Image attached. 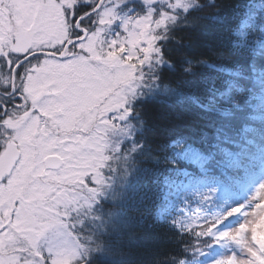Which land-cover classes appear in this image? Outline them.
I'll return each instance as SVG.
<instances>
[{
  "label": "rangeland",
  "instance_id": "rangeland-1",
  "mask_svg": "<svg viewBox=\"0 0 264 264\" xmlns=\"http://www.w3.org/2000/svg\"><path fill=\"white\" fill-rule=\"evenodd\" d=\"M97 2L84 24L86 33L70 41L66 26H70L71 11L63 8L61 0H45L37 45L60 50L65 44V59L61 58L62 54L39 59L37 70H42V74L29 79L26 91L34 96L37 89L32 85L34 82L39 83V90L46 89L48 99L39 105L41 113L52 114L54 123L65 129V187L61 186L57 194L54 192V198L46 201L41 197L46 198L49 190L40 188L35 194L30 192L26 198L29 202L22 203L20 218L22 254L13 260H0V264H85L87 250L72 231L83 225L87 211L107 191L111 153L125 143L132 145L134 109L141 98L147 97L149 89L155 87L154 74L163 65V56L161 52L158 61L150 65L154 22L147 12L153 8L159 17L161 11L157 13V7L168 9L172 0H154L152 4L151 0ZM40 4V0H0V18L34 20ZM43 35H46L43 40L49 38L54 42H40ZM3 40L0 30V44ZM43 78L45 84H40ZM41 136H46L45 130ZM43 149L46 153H42L40 160L55 154L52 141ZM194 193L200 199L198 208L206 207L215 215L214 219L228 218L226 222L220 221L221 225L207 229L201 237L203 263L261 264L264 178L247 197L231 193L226 196L220 188L201 187ZM205 220L204 215L194 216L191 225L201 226ZM215 231L218 237L228 240L217 259L212 256V248L208 253V243L213 240L214 244ZM1 250L9 253L12 249L5 243ZM4 257L6 254L1 259Z\"/></svg>",
  "mask_w": 264,
  "mask_h": 264
},
{
  "label": "trees",
  "instance_id": "trees-1",
  "mask_svg": "<svg viewBox=\"0 0 264 264\" xmlns=\"http://www.w3.org/2000/svg\"><path fill=\"white\" fill-rule=\"evenodd\" d=\"M249 2L252 6V19L264 21V0ZM189 3L191 10H175L178 19L169 21L168 28L163 30L164 39L160 41L163 65L154 74L155 87L149 89L147 97L141 98L138 107L134 109L135 130L132 145L125 143L119 150L111 153L110 185L98 198L95 207L87 211L83 225L72 231L87 250L85 264H111V261L100 255L103 251V241L100 238L102 225L108 221L107 213L110 211L104 205L111 203L113 192L122 190L129 177L132 183L135 182V176H132V156L144 146L145 138L166 143L172 156L159 166L158 175L167 174L170 171L168 165L184 169L189 162L184 153L198 145L202 147L205 143L212 144L222 140L225 135L232 134L235 124L232 109L237 105L238 95L243 91L239 84L241 78H251L254 81L253 99L261 103L257 104L251 123L240 127L239 131L243 133L245 128L256 132L264 130V40L259 35H249L246 21H241L239 28L235 30L223 26L215 16L220 10V0H189ZM159 11L173 10L158 6L157 13ZM192 19L217 25L213 43H196L194 34L190 31ZM177 44L190 45L183 53L187 63L180 68L173 58V49ZM246 49L251 50L255 58L251 77L245 75L248 69L242 67L236 55L238 51ZM192 74L201 77L207 85L203 100L194 98L196 107L201 111L183 113L175 120H158L156 113L166 103L161 99V89L176 90ZM172 80L175 84L169 83ZM191 198L188 195H178L163 181L157 182L153 207L138 223L141 228L146 226L151 237L146 239L137 231L131 240L127 239V234L111 239L120 241L125 251L131 253L133 264H204L200 252L201 237L216 222L205 215L203 208L200 213L205 216L206 223L195 227L191 222L186 223L183 207ZM139 211L147 210L133 209L134 214ZM208 246L209 253L213 240ZM262 254L264 255V249ZM261 264H264V260Z\"/></svg>",
  "mask_w": 264,
  "mask_h": 264
},
{
  "label": "snow or ice",
  "instance_id": "snow-or-ice-1",
  "mask_svg": "<svg viewBox=\"0 0 264 264\" xmlns=\"http://www.w3.org/2000/svg\"><path fill=\"white\" fill-rule=\"evenodd\" d=\"M153 2L154 0H151V4ZM219 7L220 10L215 16L223 26L235 30L239 28L241 21H246L249 35H259L264 40V31H261L264 29V21L252 19V6L249 0H220ZM169 9L173 11H163L159 17L153 8L147 12L154 22L150 65L161 56L163 49L160 41L164 39L163 30L168 28L170 20L178 19L175 10H191L189 0H172ZM157 19L158 24L155 23ZM216 27L215 23L204 24L197 19H192L190 23V31L198 45L213 43ZM188 48L190 45L177 44L173 49V58L178 68L187 63L183 53ZM236 55L242 67L248 69L245 75L251 77L253 74L251 68L255 62L254 53L246 49L238 51ZM169 83L175 84V81ZM239 84L243 91L238 95L237 105L232 109L235 114L232 134L225 135L222 140L212 144L205 143L202 147L198 145L197 148L184 153L185 159L189 161L184 169L168 165L170 171L158 175L159 166L172 156L166 143H157L145 138L144 146L132 156L134 165L132 176H135V182L132 183L129 177L122 190L113 192L111 203L104 205L110 210L107 213L109 219L103 223L100 236L103 241V251L100 255L104 259L111 261V264H133L131 253L125 251L120 241L111 237H124L127 234V239L131 240L137 231L146 239L151 237L146 226L141 228L138 223L153 207V194L157 182L163 181L168 184L178 195L191 196L201 187L218 186L227 196L242 184L264 178V130L256 132L245 128L243 133L239 131L240 127L251 123V116L261 101L253 99L254 81L251 78L247 80L241 78ZM206 88L207 85L202 78L192 74L187 76L176 90L161 89V99L166 103L156 113L158 120L170 121L183 113H199L201 110L196 107L194 98L202 101ZM133 209L147 211L134 214Z\"/></svg>",
  "mask_w": 264,
  "mask_h": 264
},
{
  "label": "flooded vegetation",
  "instance_id": "flooded-vegetation-1",
  "mask_svg": "<svg viewBox=\"0 0 264 264\" xmlns=\"http://www.w3.org/2000/svg\"><path fill=\"white\" fill-rule=\"evenodd\" d=\"M96 1L99 3L101 0H68L66 4L65 0H61L63 8L71 11V23L66 26L70 41L86 33L84 24L90 19L88 15L95 9L93 4ZM40 3L34 20L0 18V30L4 37L0 44V260L3 261L16 259L17 254H22L20 218L22 203L29 202L26 198L30 192L35 194L41 191L40 188L43 191L49 190L46 198L41 197L46 201L54 198V192L57 194L61 186L65 187V129H60L54 123L52 114L41 113L39 105L48 99L46 89L39 90V83L34 82L32 85L37 88L34 96L26 91L29 79L42 74V70H37L38 60L47 58V54L57 58L66 49L65 44L60 50L38 47V27L43 20L45 0H40ZM44 37L46 35H43L40 42H54L49 38L43 40ZM40 80V84H45L46 79ZM42 94L44 98L39 100ZM43 130L46 136H41ZM50 141L54 145L55 154L40 160L42 153H46L43 147ZM53 157L61 161L59 167L54 165V161L50 162ZM55 176H59L60 180L55 179ZM31 215L33 217V213ZM5 243L12 249L9 253L1 250ZM3 254H6V258L1 259Z\"/></svg>",
  "mask_w": 264,
  "mask_h": 264
},
{
  "label": "water",
  "instance_id": "water-1",
  "mask_svg": "<svg viewBox=\"0 0 264 264\" xmlns=\"http://www.w3.org/2000/svg\"><path fill=\"white\" fill-rule=\"evenodd\" d=\"M47 55H50V54H47ZM63 57V55L61 56V58ZM44 98V95L42 94L40 97H39V100L43 99ZM53 160V159H52Z\"/></svg>",
  "mask_w": 264,
  "mask_h": 264
}]
</instances>
